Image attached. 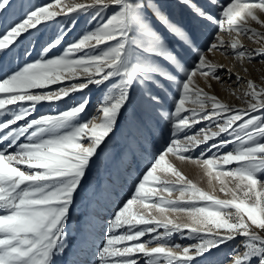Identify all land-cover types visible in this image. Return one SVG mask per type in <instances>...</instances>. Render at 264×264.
I'll use <instances>...</instances> for the list:
<instances>
[{
	"label": "snow or ice",
	"instance_id": "1",
	"mask_svg": "<svg viewBox=\"0 0 264 264\" xmlns=\"http://www.w3.org/2000/svg\"><path fill=\"white\" fill-rule=\"evenodd\" d=\"M12 2L0 0V57L20 58L10 71L0 72V264H56L63 257L76 196L88 191V171L98 150L122 119L127 122L133 90L159 108L164 90L173 84L179 91L172 107L159 112L169 138L134 193L114 211L96 251L97 264H139L141 257L144 264H192L229 245V264H264V87L244 79L249 76L246 63L258 59L264 64V32L248 27L249 20L264 27L257 14L264 13V0H180L193 18L213 26L206 48L194 43L159 0H54L14 13L4 23ZM109 8L114 11L106 20L76 39H68L65 26L46 40H30L32 51L16 48L21 37L41 33L61 14L93 10L96 20ZM223 33L231 37L228 43ZM241 36L260 46L246 49ZM216 52L234 63L209 59ZM213 83L233 95L245 85V107L223 102ZM90 85L103 86L105 92L87 119H81L91 103L87 97L58 114L32 117L35 106L64 101ZM202 122L208 123L193 133ZM197 150L199 155H193ZM169 157L199 165L231 198L202 190ZM176 192V199L166 198ZM168 213L186 215L188 222H177ZM174 234L194 243L178 244L170 239Z\"/></svg>",
	"mask_w": 264,
	"mask_h": 264
},
{
	"label": "rangeland",
	"instance_id": "2",
	"mask_svg": "<svg viewBox=\"0 0 264 264\" xmlns=\"http://www.w3.org/2000/svg\"><path fill=\"white\" fill-rule=\"evenodd\" d=\"M53 2L54 0H13L12 7L3 17V22H9L14 13H20L33 6H44ZM65 2H67V0H65ZM77 2H85V0H77ZM87 2H90V0H87ZM159 2L164 5L165 10L174 20L183 24L186 30L191 33L196 45L201 48H206L207 42L210 39V33L214 31L213 26H209L203 21H197L193 18L180 3V0H159ZM200 2L203 3V0H200ZM223 2L227 3L228 0H223ZM57 11H59V9H57ZM113 11V8H109L96 20L92 19L93 10H89L87 13L76 11L61 14L54 21L47 22V26H42L41 33L37 34L33 30L32 37L27 36V34L21 37L16 48L22 52L25 47H28L29 50L32 51L29 44L30 40H34L37 36L42 41L46 40L50 34L54 32L59 33L61 29L65 28V26H67L66 35H68V39H76L82 33L92 30L96 25L106 20ZM257 14L259 18L264 21V13L258 12ZM153 24H155L156 28L164 34V37L169 44L177 51H180L181 55H184L182 46L179 45L160 25L156 24L154 19ZM248 27L259 32H264V27H261V25H258L251 20L248 21ZM222 35L225 43H228L231 37L227 33H223ZM239 40L241 45L249 50L256 49L260 46L256 42L250 41L245 36H241ZM33 55H35V52H33ZM18 59H20L18 56L13 57L11 54L0 57V72L10 71L15 66V60ZM24 59H27V57H24ZM209 59L224 65H231L234 63L232 58H225L220 52L210 54ZM189 63H191V61H189ZM245 66L249 68V76H245L244 79L248 80L250 78L256 83L257 87H264V64H261L257 59L255 63H246ZM177 75L179 78V74ZM233 75H235V73ZM197 79L199 80L200 78L198 77ZM72 82L73 81H65V84ZM200 83L203 85L202 80H200ZM60 86L61 85H54L52 88L56 89ZM213 89L215 90V94L228 105L236 108L245 107L242 95L245 90V85H240L234 95L230 91L222 90L215 83H213ZM178 91V88L174 84L166 87L163 92V103L159 108H156L148 104L142 98L138 89L133 90V100L126 112L127 122L123 119L121 120L120 127H118L115 133L111 135V138L107 140L106 144L101 146L98 150V155L94 157L91 162V168L88 171V180L86 181L88 191H81L76 196L75 203L71 208L70 218L66 225L65 234L70 247H68L63 257L56 258V264H71L73 260L78 259L75 257V250L77 247L75 238L81 236L82 233L74 235L69 230L78 225L82 228H85L86 226V238L89 240L96 238L97 243L90 255L82 253L79 260H86L87 264H97L95 259L96 251L105 238L110 218L117 207L134 193V186L138 182V179L142 177V174L146 170L150 161H152L153 157L158 154V150L164 147L165 141L169 138V127L167 126L166 121L160 119L159 112L161 110L168 111L171 109L173 100L177 96ZM104 92L105 88L103 86L97 87L95 85H90L88 89H85L83 92L73 93L70 98H65L64 101L43 103L35 106V110L32 112V117H39L43 114H58L61 110L66 109L72 104L78 103L82 98L87 97L90 99L91 103L88 106L87 113L81 115V119H87L90 115L94 114L96 104ZM32 117H29V119ZM19 123L22 125L24 122L21 121ZM207 123L208 122H202L201 124L195 125L192 132L195 133ZM21 139L23 140V138ZM228 150V148L224 149L225 152ZM193 155H199V150H197L196 153H193ZM169 159L188 180L195 183L202 190L215 195L219 199L231 198L230 194L225 195L220 191L221 185L217 183L214 178L207 176L205 170L199 165L186 161H178L174 157H169ZM139 167L140 169L138 170ZM229 167H234V165ZM166 179L171 180L174 179V177L169 176L166 177ZM229 182L231 186L232 182ZM111 195L113 196V201L110 202V207L106 208L103 203L109 201L108 199ZM178 196L179 193L176 192L171 197L166 196V198L176 199ZM139 211L147 212V210L142 207ZM231 211L234 212V210ZM153 214L158 215L154 210ZM167 215L169 218L177 222H188V217L186 215L173 213H168ZM253 230L259 231L255 229L254 226ZM120 231H123V229ZM158 231L163 232V229L161 228ZM261 235H264V232H262ZM144 239H147V237ZM170 239L181 245H190L194 243V241L185 239L179 234H174ZM240 239L242 238L237 237L238 241ZM230 247L231 245L221 246L218 250L214 249L211 254L206 253L203 257H197L192 264H229L228 253L230 252ZM242 250L243 249L241 248V251ZM69 251H71V256L68 255ZM139 264H144L143 257L140 258Z\"/></svg>",
	"mask_w": 264,
	"mask_h": 264
},
{
	"label": "bare ground",
	"instance_id": "3",
	"mask_svg": "<svg viewBox=\"0 0 264 264\" xmlns=\"http://www.w3.org/2000/svg\"><path fill=\"white\" fill-rule=\"evenodd\" d=\"M9 63H10V61H9ZM7 65H8V63H7ZM6 65V66H7ZM13 65V64H12ZM10 66V65H9ZM8 69V68H7ZM140 169V167L138 168V170ZM115 197V196H114ZM113 199V196L111 195L110 197H109V201H107V202H104L103 203V205H104V207H106V208H109L110 207V202L111 201H113L112 200ZM95 216V215H94ZM93 216V217H94ZM92 217V216H91ZM91 220V219H90ZM70 231H71V233L72 234H74V235H79V234H81L82 233V227L80 226V225H78V226H76L75 228H73V229H69ZM68 230V231H69ZM87 235V234H86ZM76 239V242H77V247H76V254H75V257L76 258H78V259H76V260H79L80 259V255L83 253H87V254H91L92 252V250L94 249V246H95V244H97L96 243V238H93L92 240H89V239H87V238H84L82 235L81 236H77V238H75ZM75 239H73V240H75ZM73 242V241H72ZM70 243V242H69ZM70 247V246H69ZM71 248H72V246H71ZM73 249V248H72ZM72 249H71V251H72ZM71 251H69V254L68 255H70L71 256V254H70V252ZM68 261V260H67Z\"/></svg>",
	"mask_w": 264,
	"mask_h": 264
}]
</instances>
